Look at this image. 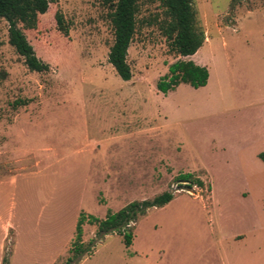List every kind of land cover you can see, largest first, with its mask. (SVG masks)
<instances>
[{"label":"rangeland","instance_id":"374dc122","mask_svg":"<svg viewBox=\"0 0 264 264\" xmlns=\"http://www.w3.org/2000/svg\"><path fill=\"white\" fill-rule=\"evenodd\" d=\"M192 2L209 41L187 60L209 84L167 96L157 83L184 59L160 3L140 0L129 82L108 61L103 0H59L34 30L19 24L42 73L0 19V264H69L82 212L105 220L165 192L173 201L134 223L130 248L86 223L94 252L72 264H264V0Z\"/></svg>","mask_w":264,"mask_h":264},{"label":"trees","instance_id":"16d2710c","mask_svg":"<svg viewBox=\"0 0 264 264\" xmlns=\"http://www.w3.org/2000/svg\"><path fill=\"white\" fill-rule=\"evenodd\" d=\"M59 0H0V19H5L10 26L9 42L16 52L24 58L25 64L32 72H47L48 65L40 61L25 34L19 28V24L27 29L34 30L39 17L45 15L50 5ZM111 11L110 21L114 30V43L108 55V61L115 69L118 76L126 82L133 78V73L128 64L129 48L137 31V16L140 10V0H103ZM150 4L160 3L163 8L164 21L161 30L167 40L170 50L184 60H179L169 66L168 74L158 83L159 93L167 96L175 91L180 85L186 84L194 89H200L208 85L210 73L206 67L200 66L188 58L196 55L206 42L205 33L198 27L197 12L192 0H146ZM58 29L68 34L64 18L60 13L56 15ZM264 162V153L259 155ZM176 183L190 184L191 186L203 187L200 179L192 174H181L175 179ZM174 199V194L165 192L153 200L134 202L118 213L108 214L105 220H99L94 216L82 212L79 216L75 239L72 244L74 260L84 256H90L95 249V241L86 245L83 241L84 225L86 223L98 227L97 239L102 240L105 236L117 233L123 238L127 248L133 245L134 234L132 226L140 217L147 214L150 209L163 208ZM6 262V260H4Z\"/></svg>","mask_w":264,"mask_h":264},{"label":"crops","instance_id":"0c3cea01","mask_svg":"<svg viewBox=\"0 0 264 264\" xmlns=\"http://www.w3.org/2000/svg\"><path fill=\"white\" fill-rule=\"evenodd\" d=\"M208 38H206V42L205 43H208ZM196 64H198V65H200V66H203L204 67V65L202 64V63H200V62H197ZM207 68V67H206ZM210 79V78H209ZM208 84H209V81H208ZM244 236H239L238 237V239H241V238H243ZM234 262H236V261H234ZM237 263H238V261H237ZM257 264H261L260 263V261L257 263Z\"/></svg>","mask_w":264,"mask_h":264}]
</instances>
